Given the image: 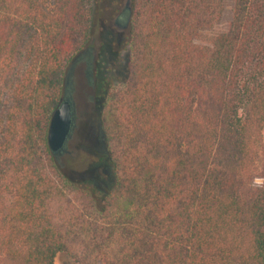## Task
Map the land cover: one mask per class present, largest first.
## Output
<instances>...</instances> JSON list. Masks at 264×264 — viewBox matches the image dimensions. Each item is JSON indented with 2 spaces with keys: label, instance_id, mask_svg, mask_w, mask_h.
Masks as SVG:
<instances>
[{
  "label": "trees",
  "instance_id": "obj_1",
  "mask_svg": "<svg viewBox=\"0 0 264 264\" xmlns=\"http://www.w3.org/2000/svg\"><path fill=\"white\" fill-rule=\"evenodd\" d=\"M129 3L99 191L47 143L89 0H0V264H264V0Z\"/></svg>",
  "mask_w": 264,
  "mask_h": 264
},
{
  "label": "rangeland",
  "instance_id": "obj_2",
  "mask_svg": "<svg viewBox=\"0 0 264 264\" xmlns=\"http://www.w3.org/2000/svg\"><path fill=\"white\" fill-rule=\"evenodd\" d=\"M126 3L130 7L129 0H89V7L93 10L92 34L83 51L87 50L92 68L88 75L86 65L73 66L71 63L65 75L63 97H69L73 103L74 122L65 152L60 157L62 172L66 177L99 191L110 188L113 183L105 160L99 106L110 87L119 82L121 73L126 70L128 26L121 30L114 25L118 11ZM232 4L233 0H226L223 19L207 35L215 36L228 30ZM25 64V60L24 63L21 61L19 69ZM260 184L261 181L257 180L256 186ZM55 264L73 262L66 255L58 254Z\"/></svg>",
  "mask_w": 264,
  "mask_h": 264
},
{
  "label": "water",
  "instance_id": "obj_3",
  "mask_svg": "<svg viewBox=\"0 0 264 264\" xmlns=\"http://www.w3.org/2000/svg\"><path fill=\"white\" fill-rule=\"evenodd\" d=\"M73 122V103L69 97H62L60 105L51 117L47 134L48 147L54 156H61L65 152L73 128Z\"/></svg>",
  "mask_w": 264,
  "mask_h": 264
},
{
  "label": "flooded vegetation",
  "instance_id": "obj_4",
  "mask_svg": "<svg viewBox=\"0 0 264 264\" xmlns=\"http://www.w3.org/2000/svg\"><path fill=\"white\" fill-rule=\"evenodd\" d=\"M128 3L125 4L124 8H121L120 12L117 15L114 25L116 28L124 30L128 26L129 14H128ZM84 64L87 66V74H90L92 68V60L90 56L87 55V50L83 51L76 59L72 62V65ZM63 155V154H62ZM61 155V156H62Z\"/></svg>",
  "mask_w": 264,
  "mask_h": 264
}]
</instances>
